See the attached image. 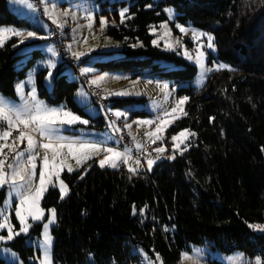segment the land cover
I'll return each instance as SVG.
<instances>
[{
  "label": "trees",
  "instance_id": "1",
  "mask_svg": "<svg viewBox=\"0 0 264 264\" xmlns=\"http://www.w3.org/2000/svg\"><path fill=\"white\" fill-rule=\"evenodd\" d=\"M121 3L129 5L126 19L119 21L116 14L118 22L109 25L107 33L123 43L122 56L98 62L103 70L135 75L148 71L192 82L196 65L154 44L151 28L168 19L167 7L173 8L180 23L212 33L218 58L228 67L212 72L202 88L180 89L188 97L187 113L170 130L189 129L191 136L174 158L159 160L152 170L137 171L91 163L88 169L63 174L69 189L63 199L57 188L48 190L43 206L56 212L54 263L136 264L140 255L134 248L139 246L159 255L163 264H177L182 252L204 244L264 260V232L250 227L264 225V0ZM0 25L44 33L27 16L12 11L7 0H0ZM29 43L17 36L0 47V93L16 96L17 81L36 56L44 55L34 49L20 68L29 53L20 50ZM86 59H80L82 65ZM65 67L62 61L56 68L51 90L45 81L47 69L39 71V96L91 117L75 99L80 80H70ZM108 99L111 107L127 108L142 98ZM91 119L93 127L104 128L102 115ZM165 141L169 146L168 137ZM12 245L25 264H38L30 256H40V249L26 244V236L16 237ZM0 264L14 263L0 257Z\"/></svg>",
  "mask_w": 264,
  "mask_h": 264
},
{
  "label": "rangeland",
  "instance_id": "2",
  "mask_svg": "<svg viewBox=\"0 0 264 264\" xmlns=\"http://www.w3.org/2000/svg\"><path fill=\"white\" fill-rule=\"evenodd\" d=\"M7 1L12 11L20 16H27L32 22V25L39 27L44 33L37 34L34 29L23 30L12 25H0V39L3 41L0 43V47L11 38L17 37L12 34L14 31H20L23 33V35L20 36L22 37V41L30 42L20 50L21 52H29L23 57V64L20 65V68L27 63L28 59L32 57L33 54H35V52H33L34 49H40L44 55L39 58L36 56L35 62H33L31 68L27 69L25 77L17 81L15 86L16 96H6L0 93V98H3L5 101V113L0 114V117L4 118V115H7L12 120V127L22 126L25 128L23 124L18 122L16 113H24L20 119L28 118L25 109L26 107L31 108L34 106V102L31 101V94L33 89H35L36 99L43 102L45 107L60 109L61 106H63V111H70L74 115L81 117L82 120L89 121L88 124L80 122L72 125L58 124L51 137L41 136L39 132L31 131L35 125L29 124L28 128L24 129L26 136L23 140L16 137L8 143L11 150H13V156L9 162L3 165V171L6 173L5 180L9 181V183L0 185V199H2L3 202L0 206V223L10 224L14 234L19 232L21 228L19 219L16 216V209L19 207L20 197L16 194V189H13L10 183L14 172H19L21 175L25 176L26 179L31 176V190L34 192L35 188L38 187L40 183V173L44 170L43 160L45 155H47L50 165L55 163L60 169L59 176L57 177L54 174V170L50 167L48 171L52 174L46 175L45 177L46 190L42 193L39 200V207L43 211V219L40 221H33L31 217H28L27 213H25L27 223L31 225L29 233L14 235L12 240L0 241L1 258L5 259L8 263L25 264L12 243L16 237L21 235L26 236V244L33 245L40 249V256H30V261L42 264L44 249L40 247L39 244L42 243L44 239L43 225L51 219L50 210L53 209H47L43 206L45 194L51 187H55L60 191V180H63L67 194L69 189L63 177L65 172L88 169L91 163H96L98 166L102 167L100 161L104 160L105 156L113 155L105 151L108 147L100 145V142L107 143L113 138V128L109 126L110 121L106 117V112L92 102L86 87L79 81V74L72 68L66 65L64 73L67 74L70 80L79 81L75 99L84 107V110L91 117L95 118L102 115L105 120L104 128L98 129L93 127V120L91 117L71 111L65 108L63 104H49L39 96L36 86L39 71H41V69H47L45 72L46 81L49 72H52L54 77L56 68L62 62L61 55L47 39L49 26L51 24H56L58 26L63 25L61 30L64 33V38L70 48V52L72 54H85L77 59L87 58L82 65L81 73L88 75L92 81L98 76L104 77V79L100 80L97 84L109 98H142L140 101L135 102L132 107H109L110 112H113L115 116L117 112L122 113L120 117H116H124V125H131V127H125L130 133L133 144L137 148L143 149L149 144L157 143L159 145L156 148L164 149L162 153L150 156L146 160L134 157L129 151L122 152L115 149L118 152L124 153V155L116 159L115 167L111 166L109 163H106L103 167L120 168L123 166L130 171L152 170L159 160L163 158H173L176 151H181L182 147L186 145L189 139L181 144L180 141L183 139L182 137H178L177 141L173 142L171 139L172 136L177 135L183 130H188L185 135L189 138L191 136V131L189 129H180L177 131L170 130L176 121L187 113L186 108L188 99L183 104L178 103L181 98L187 97L179 93L180 89L188 87L189 85H194L198 89L202 88L206 83L207 77L212 72L224 69L221 68L217 70L218 65L227 64L218 58L215 38L214 51H209L206 47H202V45H206L207 40L206 36H201V34L214 37L212 33L203 31L190 23H180L175 18V11L173 8L167 7L166 12L168 19L162 22L160 26H153L151 28V33L154 35V44L160 46L164 50L175 51L187 61L195 64L197 67V75L192 82H178L171 78L153 75L148 71L140 75H135L123 70H103L98 62H106L122 56L121 50L123 49V43L110 36L107 32L109 25L117 24L118 19L116 14L120 15V12L125 8H127L129 12V5L124 6L121 3L125 0H41L46 13L45 18L34 11L32 0ZM29 5H31V7H29ZM167 10H171V14ZM102 18L105 20L103 25L101 24ZM125 19L126 17L123 20ZM119 21H122L121 15ZM89 25L91 26L89 27ZM178 25L183 27L185 31L181 32ZM29 31L35 32L36 37H27ZM50 48L53 51H49ZM199 51L204 52V68L212 69L211 71L204 72L203 75L201 74V65L196 62V56ZM52 65H55V67H52ZM172 67L175 66L171 65L170 68ZM84 68H88L90 71L85 73L83 72ZM165 84L168 85L167 89H164ZM46 85L48 89L51 90L52 87H49L47 82ZM122 92L127 93V95L114 94ZM173 109H175V112H173ZM134 110L137 112H134ZM146 121L151 123H145ZM162 121L164 123H162ZM158 126L163 128L164 131H158ZM28 135H31L34 141V147L30 151L28 150ZM156 135H160L162 139L156 140ZM57 137H65L66 139L58 140ZM167 137L169 138V146L165 141ZM73 141L76 143L73 144L70 150L67 145ZM44 143H52L56 148L59 154L56 156L55 161H53V150H45L42 147ZM61 144L64 145L63 148L59 147ZM82 144H97L100 150L97 152L90 148L81 147ZM174 144H179L180 147L174 150ZM168 151L170 152L168 153ZM18 153H23V155L18 157ZM29 155L35 157L32 162H29ZM157 156H159V159H157ZM149 159L155 161L151 169H149L147 164V160ZM137 161H139V164H137ZM9 164H12L13 167L9 168ZM33 164H35L34 169ZM69 168H71L72 171H68ZM20 183L19 176H17V186H19ZM1 194H4V196ZM25 194H28L27 191H25ZM24 207L27 209L30 205L25 204ZM54 223L50 225L49 228V235L51 237V245L48 253L49 264H55L52 256L54 243L52 227ZM36 224H40V228H38ZM255 230L264 232V230ZM0 235L6 237L8 235V229H0ZM134 252L140 255V261L136 264H163L159 255L152 256L143 247H135ZM215 260L222 262V264H264V260L261 256L253 258L240 250L224 253L212 249L209 244L192 245L191 250L182 252L181 258L177 264H213L212 261Z\"/></svg>",
  "mask_w": 264,
  "mask_h": 264
},
{
  "label": "snow or ice",
  "instance_id": "3",
  "mask_svg": "<svg viewBox=\"0 0 264 264\" xmlns=\"http://www.w3.org/2000/svg\"><path fill=\"white\" fill-rule=\"evenodd\" d=\"M29 7H31V5H29ZM149 7H151V5H149ZM169 11V13L171 14V10H167ZM128 12V9L125 8L120 12L122 21L123 19L126 17V14ZM67 14V13H66ZM105 23V20L102 18L101 19V24L103 25ZM91 25H89L90 27ZM60 27H63V25H60ZM178 27H180V31L184 32L185 29L181 26L178 25ZM4 31H8V30H4ZM14 36H21L23 35L22 32L20 31H14L12 33ZM201 36H206V40L207 43L206 45H202V47H206L209 51H214V37H212L211 35H207V34H201ZM27 37H36V33L35 32H31L29 31L27 33ZM2 39H0V43H2ZM155 43V41H154ZM15 47V45H14ZM49 51H53L51 48L49 49ZM76 58H79L83 55H85L84 53H74L73 54ZM203 57H204V52L199 51L197 56H196V62L198 64L201 65V69H202V75L204 72L206 71H211L212 69H205L204 65H203ZM52 67H55V65H52ZM227 65H218L217 66V70L221 69V68H227ZM90 69L88 68H84L83 72L87 73L89 72ZM52 78H53V73L49 72L48 77L46 78V82L48 84L49 87H52ZM104 77L98 76L96 77L95 80L92 81L93 84L98 83L100 80H103ZM168 85L165 84L164 85V89H167ZM116 95H127V93H114ZM188 99V97H183L181 98L178 103L179 104H183L186 100ZM31 101L34 102V106L31 108H27L25 109V112L27 113V119H20V117L22 115H24V113L21 112H17L16 113V117L17 120L20 124H23L25 126V128H28L29 124H33L35 125V127H33L31 129V131L33 132H39L41 136H46V137H51L55 131V128L58 124L63 125V124H68V125H72L75 124L77 122L83 123V124H88L89 121L88 120H82L81 117L74 115L72 112L70 111H63V106H61L60 109L57 108H47L44 106L43 102L39 101L36 99V95H35V89H33L32 94H31ZM27 103V101H26ZM173 112H175V109H173ZM5 113V101L3 100V98H0V114H4ZM122 115V113L117 112L116 116L120 117ZM4 118L8 120L9 122V127L11 128L12 125V120L9 116L4 115ZM145 123H151L146 121ZM162 123H164L162 121ZM109 126L113 128L114 131H118L119 129H117L115 127V122L111 121L109 123ZM126 127H131V125H125ZM158 131H164L163 128H160V126H158ZM188 130H183L180 133H178L177 135L172 136V141L175 142L177 141L178 137H182L183 139L180 141V143H184L186 140L189 139L188 136L185 135V133H187ZM4 138H7L10 135L9 131H5L2 133ZM194 135V134H192ZM26 136V132L25 131H20V135H19V139L23 140V138ZM58 140H65V137H57ZM156 140H160L162 139V137L160 135H156L155 137ZM27 140H28V150L30 151L33 147H34V141H33V137L31 135L27 136ZM76 143L75 141L70 142L67 146L68 148L71 150L73 144ZM7 146V145H5ZM42 147L47 150V149H52L53 150V161H55L56 156L59 154L56 150V148L54 147V145L52 143H44L42 144ZM59 147L63 148L64 145L61 144L59 145ZM81 147H86V148H90L93 149L97 152H99L100 148L99 145L97 144H82ZM139 147V145H138ZM180 145L179 144H174V150L176 148H179ZM106 152L111 153L113 155L111 156H105L104 160L100 161V165L103 167L106 163L111 164V166L115 167L116 166V159L121 157L122 155H124V153L118 152L115 149L108 147L105 149ZM155 151L157 153H162L164 151L163 148H156ZM23 153H18L17 156H22ZM174 158V157H173ZM35 159L34 156L29 155V162H32ZM157 159H159V156H157ZM155 163V161L149 159L147 160V164L149 169H151V166ZM137 164H139V161H137ZM3 165H4V161L0 160V185H3L5 183H9V181L5 180V176L6 173L3 171ZM9 168H12L13 165L9 164L8 165ZM52 168L54 170V174L58 177L59 176V171L60 169L58 168L57 165H55V163L53 164H49V159L47 157V155H45L44 160H43V169L40 173V183L39 186L35 188V191L33 192L31 190V176L27 177V179L25 178V176L21 175L19 172H14L13 177L11 178V185L13 189H16V194L19 195L20 197V201H19V207L16 209V216L19 219L21 228L19 230V232L17 233H13L12 231V226L10 224H6V223H0V229H4L7 228L8 229V235L5 237L3 235H0V241H4V240H12L14 235H20V234H28L29 230L31 228V225L27 223L26 220V215L25 213H27L28 217H31V219L33 221H40L43 219V211L40 209L39 207V200L42 196V193L46 190L45 189V177L46 175H50L52 173H50L48 171L49 168ZM35 168V164H33V169ZM68 171H72L71 168L68 169ZM135 171V170H133ZM34 174V173H33ZM19 176V179L21 181V183L19 184V186H17L16 184V177ZM60 191H61V199H63V197L66 195V186L64 185L63 180H60ZM24 190V191H22ZM25 191H27V195L25 194ZM25 204H29L30 207L25 209ZM51 219L45 223L43 225V229H44V239L43 242L39 244L40 247H42L44 249V259L42 261V264H49V250H50V245H51V237L49 235V228L50 225H52L54 223L55 220V209H51ZM250 227L254 228V229H258V230H264V225H259V224H254L251 225Z\"/></svg>",
  "mask_w": 264,
  "mask_h": 264
},
{
  "label": "built area",
  "instance_id": "4",
  "mask_svg": "<svg viewBox=\"0 0 264 264\" xmlns=\"http://www.w3.org/2000/svg\"><path fill=\"white\" fill-rule=\"evenodd\" d=\"M32 1L34 11L45 18L46 13L41 0ZM47 39L59 52L62 61L79 74V79L86 87L89 95L91 96L92 102L99 108L103 109L106 112L107 119L110 122L114 121L115 127L119 129L118 131L113 130V138L110 142H100V145L103 147H111L122 152L129 151L131 155L142 160H146L150 156L157 155V152L155 151L156 147L159 145L157 143L149 144L143 149H139L133 144L130 133L124 125V117L117 118L113 112H110V102L106 94H104L102 88L97 83L93 84L88 75L81 73L82 63L80 62V59H77L70 52V48L66 43L61 27L56 24H51L47 32ZM24 129L25 128L22 126L12 127V125L10 128L8 120L0 117V160H3L4 163L9 162L12 157V150L8 143H10L12 139L19 137L20 131H24ZM5 131L10 132V135L7 138H4L2 135Z\"/></svg>",
  "mask_w": 264,
  "mask_h": 264
}]
</instances>
